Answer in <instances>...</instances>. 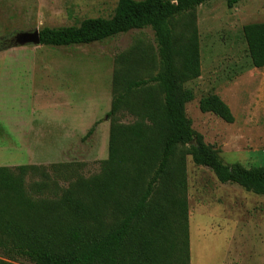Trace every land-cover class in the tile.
<instances>
[{"label": "rangeland", "instance_id": "obj_1", "mask_svg": "<svg viewBox=\"0 0 264 264\" xmlns=\"http://www.w3.org/2000/svg\"><path fill=\"white\" fill-rule=\"evenodd\" d=\"M116 4L117 0H0V167L36 168L25 178L26 187L47 185L36 198L52 199L77 178L99 173L108 156L106 114L114 93L121 92L113 83L114 74L127 73L117 59L123 54L134 57L136 48L155 55L157 46L149 28L71 47L8 48L5 41L16 32L109 18ZM195 17L200 76L184 85L194 96L185 105L191 129L224 164L262 167L264 68L252 67L242 27L264 23V0H241L232 8L226 0H211L196 8ZM154 67L145 64L132 72L128 69L127 74L147 78L157 72ZM209 93L229 107L231 124L199 111V99ZM116 120L127 125L136 118L122 108ZM184 167L190 264H260L255 258L241 260L239 237L249 230V221H264V197L220 184L209 169L195 166L190 156L185 157ZM249 240L254 246L261 238ZM0 260L31 264L23 258L8 261L1 254Z\"/></svg>", "mask_w": 264, "mask_h": 264}, {"label": "trees", "instance_id": "obj_2", "mask_svg": "<svg viewBox=\"0 0 264 264\" xmlns=\"http://www.w3.org/2000/svg\"><path fill=\"white\" fill-rule=\"evenodd\" d=\"M210 1L117 0L109 18L39 30L40 45L71 47L149 28L157 54L136 48L134 57L123 54L117 62L129 73L145 64L154 67L157 56L152 68L157 72L135 79L114 74L121 92L114 93L106 114L108 156L97 175L77 178L52 199L36 198L47 187H26V176L36 168L0 167L3 258L31 264H190L186 156L220 184L264 197V166L224 164L186 117L185 105L194 96L184 85L200 76L195 11ZM240 1L226 0V6ZM178 19L183 21L177 24ZM242 36L252 67L264 68V23L243 26ZM122 108L134 123L117 122ZM198 108L225 123L234 120L215 94L201 97Z\"/></svg>", "mask_w": 264, "mask_h": 264}, {"label": "crops", "instance_id": "obj_3", "mask_svg": "<svg viewBox=\"0 0 264 264\" xmlns=\"http://www.w3.org/2000/svg\"><path fill=\"white\" fill-rule=\"evenodd\" d=\"M258 212L261 214L263 209H259ZM246 225L249 230L245 231L244 234H240L239 237L241 260L255 258L260 264H264V221H249ZM250 236H254L256 239L260 237L261 241L257 245L252 246L249 240ZM231 264L234 263L231 262Z\"/></svg>", "mask_w": 264, "mask_h": 264}, {"label": "water", "instance_id": "obj_4", "mask_svg": "<svg viewBox=\"0 0 264 264\" xmlns=\"http://www.w3.org/2000/svg\"><path fill=\"white\" fill-rule=\"evenodd\" d=\"M6 45L10 47H19L25 45L40 46L39 31L16 32L11 38L7 39Z\"/></svg>", "mask_w": 264, "mask_h": 264}]
</instances>
